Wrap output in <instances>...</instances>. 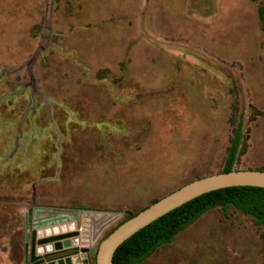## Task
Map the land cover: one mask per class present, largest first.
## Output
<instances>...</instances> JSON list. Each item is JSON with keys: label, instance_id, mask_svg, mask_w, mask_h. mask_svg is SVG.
I'll return each mask as SVG.
<instances>
[{"label": "rangeland", "instance_id": "374dc122", "mask_svg": "<svg viewBox=\"0 0 264 264\" xmlns=\"http://www.w3.org/2000/svg\"><path fill=\"white\" fill-rule=\"evenodd\" d=\"M263 3L0 0V264H23L27 211H80L95 247L219 173L239 118L234 170L264 168ZM262 231L213 208L141 264H264Z\"/></svg>", "mask_w": 264, "mask_h": 264}, {"label": "water", "instance_id": "95a60500", "mask_svg": "<svg viewBox=\"0 0 264 264\" xmlns=\"http://www.w3.org/2000/svg\"><path fill=\"white\" fill-rule=\"evenodd\" d=\"M245 185L264 188V170L233 169L196 178L123 221L95 247L93 240L89 245L86 239L79 236V227L75 220L76 217H81L80 211L77 212L78 216L60 213L44 223L33 218V224L29 222L27 211L24 214L23 264H112V256L116 248L153 220L203 193L224 187ZM88 214L93 215V212ZM83 224L81 234L87 235V225ZM93 255L94 258L91 257Z\"/></svg>", "mask_w": 264, "mask_h": 264}, {"label": "trees", "instance_id": "16d2710c", "mask_svg": "<svg viewBox=\"0 0 264 264\" xmlns=\"http://www.w3.org/2000/svg\"><path fill=\"white\" fill-rule=\"evenodd\" d=\"M258 16L264 23V3L258 8ZM242 128L243 121L242 118H239L220 172H228L234 169V165L241 152L240 148L243 140ZM258 170H264V168ZM158 199L160 198L154 199L152 203ZM146 207L137 211H128L125 218L118 222L103 238L123 221ZM217 207L224 214L227 213L230 207H234L246 215L253 216L256 223L263 226L261 237L264 253V188L248 185L230 186L203 193L140 228L116 248L112 256V264H141L160 245L171 242L177 233L189 226L208 210ZM91 257L94 258V255Z\"/></svg>", "mask_w": 264, "mask_h": 264}, {"label": "flooded vegetation", "instance_id": "af4514ba", "mask_svg": "<svg viewBox=\"0 0 264 264\" xmlns=\"http://www.w3.org/2000/svg\"><path fill=\"white\" fill-rule=\"evenodd\" d=\"M51 213L52 212H50V211L44 212V211H40V210H35V211L30 210L29 220L30 219L32 220V218H36L35 220H39L40 223H44V222H46V220L50 219L48 217H50V215H52ZM24 222H25V220H24ZM23 263H24V260H23Z\"/></svg>", "mask_w": 264, "mask_h": 264}, {"label": "crops", "instance_id": "0c3cea01", "mask_svg": "<svg viewBox=\"0 0 264 264\" xmlns=\"http://www.w3.org/2000/svg\"><path fill=\"white\" fill-rule=\"evenodd\" d=\"M142 262H143V261H142ZM142 262H141V263H142Z\"/></svg>", "mask_w": 264, "mask_h": 264}]
</instances>
